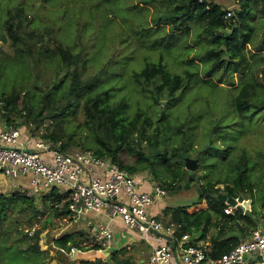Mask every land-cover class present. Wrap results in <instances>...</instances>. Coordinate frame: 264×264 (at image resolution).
<instances>
[{
	"label": "rangeland",
	"instance_id": "obj_1",
	"mask_svg": "<svg viewBox=\"0 0 264 264\" xmlns=\"http://www.w3.org/2000/svg\"><path fill=\"white\" fill-rule=\"evenodd\" d=\"M151 1L153 0H0V64L3 65V68L0 65V98L3 94H10L14 88H21L19 86L25 80L24 91L18 102V112L11 114V119L14 121L12 125L22 126L24 131L26 130L24 138L35 141H47L43 139L44 135L62 127V133L73 135L74 141L81 146L93 145L89 132L81 125L84 120L82 109L84 100L78 105L76 113L71 111L61 125L55 124L52 119H47L40 126L33 121L28 125L24 124L21 113L27 114V110L24 109L25 104L27 103L29 108L38 109L48 92L47 84H50L51 88L59 86L57 95L60 97L70 83V76L66 75V68L62 63L45 59L35 63L32 57L21 58L10 38L7 42L2 41L1 37L6 33L4 22L8 10L16 11L24 8L29 20H25L21 32L24 34L36 32L32 40L35 57L38 56L37 50L42 45L54 49L59 44L71 48L82 56L86 55L84 57L88 63L82 69L83 78H98L100 74L101 82L95 91L109 90L111 103H119L125 99L128 105L121 114L129 118H133L138 111L146 112L152 121V126L148 128L150 133L158 127L162 113L165 114L158 151L163 153L168 149V158L173 162H180L182 167L187 169L183 158L172 157L173 148L185 143L189 155L186 158L196 159L198 165L195 171L190 170L189 178L177 184L176 191L170 192L164 202L171 206L195 202L198 199V187L192 174H197L203 183L210 179L225 180L229 178L231 169L236 167L235 159L243 150L249 153L248 176L256 186L255 196L258 198L260 193L264 195V117L255 116L252 121L248 116L242 119L232 108L238 93L235 87L240 84L243 75L241 69L227 73L224 72V68L219 69L212 75L218 87L197 85L194 82L178 100L170 102L168 99H163L161 105L156 104L153 97L143 92L134 81V73L142 71L148 63L162 61L172 72L184 75L187 71H191L198 73L202 78L209 76L212 66L200 61L208 48L205 41L199 38L202 24L194 22L188 33H182L174 38L170 34L173 32L171 22H167L166 27L158 29L154 27L152 21L153 16L165 13L168 0H157L150 4ZM208 1L230 11L240 10L242 5L238 0ZM141 2L148 5L149 10L141 7ZM252 14L247 20L252 23L257 44L260 42L259 45L262 46L264 26L255 6ZM47 29H53L54 32L49 35ZM41 33L44 35L43 40L38 35ZM247 48L251 46L247 45ZM252 49L254 50V47ZM16 55L19 56L17 61H15L18 57ZM187 59L190 62L194 60L195 63H188ZM58 69L61 70V76H67L65 82L61 83L62 86L57 84L60 80L55 82V70ZM256 73L259 74L260 69H257ZM9 114L10 112L3 108L0 110L1 126L5 125L6 116ZM193 115L194 117L190 119L189 116ZM182 126L183 129H180ZM215 128L219 130L215 131ZM70 150L72 153L83 152L80 147ZM147 153L152 155L151 150ZM152 156L157 160L156 167L161 170L162 157ZM120 157L127 165L135 164L140 158L138 153L127 147L121 151ZM145 164L146 162H143V165ZM140 175L138 182L142 185L145 183L144 176H150L151 172H140ZM0 178L4 180L0 184V192L8 196L17 191L21 194H32L29 184L27 186L23 183L25 182L22 181L23 177L11 179L2 174ZM217 187L225 189L226 184ZM37 197L40 211L35 213L26 204L27 210L19 212V207L23 206V202L20 201L16 210L8 215L5 227L0 229V264H28L33 259H37L38 256L31 253L29 256L23 253V256L18 250L23 248L27 253L32 241L26 240L21 232L25 234L36 230L41 231L42 251L46 252L49 264H78L81 262L80 256L74 259L67 251L57 248L53 243L69 230L68 225L71 220L56 217L55 212L49 208L51 201L47 202L49 207H46L44 196L37 195ZM262 203L263 199L257 202V207L264 212ZM207 207L208 204L204 201L189 208L188 212L194 213ZM29 219L35 222L34 226L28 225ZM77 232L81 230L77 229ZM87 236L89 237L85 236L86 245L84 244L82 253L92 250L95 246L93 237L89 234ZM81 238L82 236L77 237V239ZM77 260L79 261L76 262ZM86 264H114V262L112 258L104 257L92 259Z\"/></svg>",
	"mask_w": 264,
	"mask_h": 264
},
{
	"label": "trees",
	"instance_id": "obj_2",
	"mask_svg": "<svg viewBox=\"0 0 264 264\" xmlns=\"http://www.w3.org/2000/svg\"><path fill=\"white\" fill-rule=\"evenodd\" d=\"M155 1L157 0L151 1L150 4ZM238 1L242 4L241 9L230 11L208 0H168L169 4L165 13L163 15L154 14L155 16L152 17L154 27L163 28L168 25L167 22H171L173 32L170 34L174 38L182 33H188L194 22L201 23L202 33H200L199 38L205 41L208 48L200 61L212 64L208 73L209 76L203 78L198 73L191 71H187L184 75L172 72L162 61L148 63L142 71H136L133 75L134 81L143 92L153 97L156 104L161 105L163 99L175 102L192 87L194 82L197 85L205 84L218 87L212 75L219 69L224 68L225 73L241 69L243 75L240 84L235 87L238 89V93L232 108L242 119L248 116L252 121L255 116L264 117V37L261 39L262 46L259 45L260 42L257 44L252 23L247 20L248 16L253 15L252 9L255 6L264 26V0ZM100 3L102 4V2ZM140 4L141 7L149 10L148 5H144L142 2ZM7 14L4 22L6 33L1 37L3 42H7L10 38L17 54L21 58L29 59L32 57L35 63L42 62L43 59L55 61L58 64L62 63L66 68V75L70 76L69 86L63 90L60 97L57 95L59 86L51 88L50 84H47L48 92L38 109L29 108L28 104H25L24 109L27 110V114L21 113L22 110L20 111L24 117L25 125L33 121L40 126L47 119H52L55 124L61 125V122L69 116L71 111L76 113L78 105L84 100L82 102L84 120L81 125L89 132L93 141L92 146H81L74 141L73 135L63 134L62 127L50 131L42 138L52 142L54 148L62 152L72 153L70 149L80 147L82 151H91L97 156L109 158L132 174L149 171L151 172L149 177L166 188L169 193L175 192L177 184L189 178L190 170L182 167L180 162L171 161L168 158V149L163 153L158 151L162 125L165 120L164 113L159 118L156 130L150 133L148 128L152 126V121L146 112L138 111L133 118H129L121 114L128 105L125 99L119 103H111L109 101V90L95 91L101 82L100 74L98 78H83L82 69L88 63V60L84 57L86 55L82 56L80 53H75L71 48H65L62 44H59L54 49L42 45L37 50L38 56L35 57L32 40L35 38L36 32L33 31L27 34L21 32L25 20H29L28 14L24 8H19L16 11L8 10ZM47 30L46 32L49 35L54 32L53 29ZM38 35L43 40L44 35L42 33ZM247 45H250L251 48H247ZM252 47H254V50ZM19 56L15 61L18 60ZM225 56L228 58H225ZM187 61L188 63H195L194 60L190 62L187 59ZM0 65L3 68L2 63ZM257 69H260L259 74L256 73ZM55 71V82L60 80L57 84L62 86L61 83L65 82L67 76H61L60 69ZM36 72L35 70L34 73ZM30 75L31 73H29ZM24 81L19 86L21 88H14L10 94H3L0 98V110L3 108L10 112L9 116H6L5 125H0V127L15 126L12 125L14 121L11 119V114L18 112V102L21 93L24 91ZM193 117L194 115L189 116L190 119ZM184 126L186 127V124ZM16 127H21L25 135L26 130L24 131L22 126ZM180 129H183V126ZM218 130L219 128H215V131ZM126 147L138 153L140 157L133 165L125 164L120 157L121 151ZM148 150H151L152 155L162 157L161 170L156 167L157 160L154 156L148 155ZM172 157L183 158L184 163H186L185 159L189 155L185 143L180 147L173 148ZM143 162H146V164L143 165ZM235 163L236 167L231 169L229 178L225 180L214 181L210 179L203 183L197 174H192L198 187V199L195 202L181 206L167 204L163 214L155 217L161 220L164 225L173 226L175 229L174 237L177 239L185 234L193 236L195 242L210 237V247L212 249L210 255L212 256H220L245 241L251 235V232L258 228L259 224L264 225V212L257 207V202L261 199H263L262 204L264 206V195L260 193L258 198L255 196L256 186L248 176L249 153L247 150H243L235 159ZM223 183L226 184L225 189L217 187ZM221 193L230 194L235 198L243 195L246 199H251V210H247L245 213L236 211L235 214H226L225 209L228 205L219 198ZM37 198L35 195L21 194L18 191L9 196L0 192V229L5 227L8 215L16 210L20 201L23 202V206L19 207V212H24L28 207L32 208L35 213L40 211L41 207L36 201ZM44 200L46 207H49L47 202L51 201L49 208L55 212L56 217L65 218L69 215L68 203L63 204L64 201L58 188H55L51 194L44 196ZM204 201L208 204L207 208L194 213L188 212L189 208L200 205ZM26 204L29 206L26 207ZM28 225L34 226L35 222L29 219ZM21 234L26 240L32 241L27 253L23 248H18V250L22 252V255L24 253L25 256H29V253L38 256L37 259H33L28 264H49L46 252L42 251L41 231H28L25 234L22 231ZM78 234L66 233L54 240V244L57 248L67 252H70L72 248L82 250L85 248V240L83 239L85 234L84 232ZM78 236H82V238L77 239ZM165 242L166 240L163 243ZM93 248L96 249L97 245ZM111 258L114 264H129L127 260L118 255V252H113ZM79 263L86 264L89 261L81 260Z\"/></svg>",
	"mask_w": 264,
	"mask_h": 264
},
{
	"label": "built area",
	"instance_id": "obj_3",
	"mask_svg": "<svg viewBox=\"0 0 264 264\" xmlns=\"http://www.w3.org/2000/svg\"><path fill=\"white\" fill-rule=\"evenodd\" d=\"M24 137L21 127H0V174L11 179L29 178L30 195L46 196L58 188L63 204L67 202L69 206L70 213L64 219L80 222L95 212L110 220L120 218L129 229L147 238L152 233L172 237V241L153 246L149 264H264V225L259 224L230 251L212 256L209 245L195 242L190 234L175 238L174 227L164 225L149 212L169 194L149 176L144 177L151 182L152 190L142 191L138 182L141 175L122 169L109 158L91 151L62 152L52 142ZM236 211L230 205L225 209L226 214ZM92 231L95 251L108 252L114 238L112 228L95 224ZM85 252L72 248L68 255L76 259Z\"/></svg>",
	"mask_w": 264,
	"mask_h": 264
},
{
	"label": "crops",
	"instance_id": "obj_4",
	"mask_svg": "<svg viewBox=\"0 0 264 264\" xmlns=\"http://www.w3.org/2000/svg\"><path fill=\"white\" fill-rule=\"evenodd\" d=\"M2 174H0L1 176ZM25 181L24 184H29V178L23 177ZM3 179L0 178V184L3 183ZM18 181V180H17ZM20 181V180H19ZM28 186V185H27ZM141 189L145 191H151L152 185L151 182L145 180V183L141 185ZM164 200L155 203L149 208V212L154 216H161L163 214L164 208L168 203ZM204 209V208H202ZM84 223V224H83ZM95 224H105L112 228L114 232V238L111 242V248L108 252L100 254L92 250L86 251L83 255H80L81 260L97 259V258H111L113 252H118V255L127 260L129 264H149V258L153 250V246L162 244L165 238L161 233H152L147 238L140 231H134L124 225L121 219L110 220L105 214L91 212L89 213L84 220L80 222H74L71 220L68 225L69 230L66 233H81L84 232L85 236L88 238L87 234L93 237V226ZM77 229L81 232H77ZM85 236L83 239L85 240ZM54 243V242H53ZM199 244H207L210 246V237L198 241ZM55 245V244H54ZM86 245V244H85ZM88 246V244H87Z\"/></svg>",
	"mask_w": 264,
	"mask_h": 264
},
{
	"label": "water",
	"instance_id": "obj_5",
	"mask_svg": "<svg viewBox=\"0 0 264 264\" xmlns=\"http://www.w3.org/2000/svg\"><path fill=\"white\" fill-rule=\"evenodd\" d=\"M197 160L193 158H186V168L188 170L195 171L197 168ZM219 198L226 204L236 208V210L240 213H244V209L251 210L252 200L246 199L243 195L235 198L230 194H223L219 195ZM165 239L172 241V237L163 234L162 235Z\"/></svg>",
	"mask_w": 264,
	"mask_h": 264
},
{
	"label": "bare ground",
	"instance_id": "obj_6",
	"mask_svg": "<svg viewBox=\"0 0 264 264\" xmlns=\"http://www.w3.org/2000/svg\"><path fill=\"white\" fill-rule=\"evenodd\" d=\"M165 240H167V239H165ZM168 241H170V240H168Z\"/></svg>",
	"mask_w": 264,
	"mask_h": 264
}]
</instances>
